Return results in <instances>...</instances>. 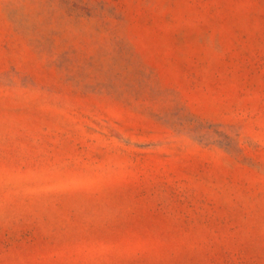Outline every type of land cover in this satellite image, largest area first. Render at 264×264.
Masks as SVG:
<instances>
[{"label": "rangeland", "instance_id": "1", "mask_svg": "<svg viewBox=\"0 0 264 264\" xmlns=\"http://www.w3.org/2000/svg\"><path fill=\"white\" fill-rule=\"evenodd\" d=\"M0 264H264V0H0Z\"/></svg>", "mask_w": 264, "mask_h": 264}]
</instances>
